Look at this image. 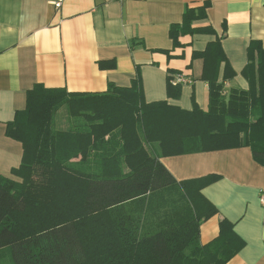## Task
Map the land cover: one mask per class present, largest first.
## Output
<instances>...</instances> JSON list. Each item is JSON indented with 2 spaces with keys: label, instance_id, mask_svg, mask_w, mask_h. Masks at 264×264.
I'll return each mask as SVG.
<instances>
[{
  "label": "trees",
  "instance_id": "obj_1",
  "mask_svg": "<svg viewBox=\"0 0 264 264\" xmlns=\"http://www.w3.org/2000/svg\"><path fill=\"white\" fill-rule=\"evenodd\" d=\"M207 8L186 7L170 28L174 47L186 34H215L193 27ZM193 57L204 61L205 111L147 103L140 76L99 93L42 84L27 92L26 108L6 129L23 157L14 179L0 176V264H228L244 249L227 219L215 239L201 242L202 225L219 213L203 190L220 177L178 181L161 159L249 148L264 167V47L248 48V90L226 88L236 74L220 40ZM167 93L181 96L171 76Z\"/></svg>",
  "mask_w": 264,
  "mask_h": 264
},
{
  "label": "crops",
  "instance_id": "obj_2",
  "mask_svg": "<svg viewBox=\"0 0 264 264\" xmlns=\"http://www.w3.org/2000/svg\"><path fill=\"white\" fill-rule=\"evenodd\" d=\"M0 0V176L12 178L23 157L21 143L7 137V125L26 108L36 84L69 92H105L110 83L130 87L140 76L147 103L164 102L192 111L208 108L204 61L194 59L220 40L235 72L226 88L248 90L242 76L252 41L264 47V0ZM208 4L207 18L194 28H211L180 38L174 47L172 25L183 22L186 7ZM226 64H221L222 81ZM173 71L174 74L169 73ZM169 76L181 96L168 98ZM164 166L178 181L219 176L203 195L219 213L201 227V242L219 234L227 219L245 241L228 264H264V167L249 148L166 157Z\"/></svg>",
  "mask_w": 264,
  "mask_h": 264
},
{
  "label": "rangeland",
  "instance_id": "obj_3",
  "mask_svg": "<svg viewBox=\"0 0 264 264\" xmlns=\"http://www.w3.org/2000/svg\"><path fill=\"white\" fill-rule=\"evenodd\" d=\"M66 115H67L66 107L61 108L60 111L58 112L57 123H60V125H61V122H62V124H63L66 120ZM55 123H56V120H55ZM54 126H55V128H58L57 124H55Z\"/></svg>",
  "mask_w": 264,
  "mask_h": 264
},
{
  "label": "built area",
  "instance_id": "obj_4",
  "mask_svg": "<svg viewBox=\"0 0 264 264\" xmlns=\"http://www.w3.org/2000/svg\"><path fill=\"white\" fill-rule=\"evenodd\" d=\"M63 1L64 0H57V1L54 2V4H55L57 9L61 8ZM119 1H122V0H119ZM186 82L187 81L183 77H180L179 80H178V83H186ZM262 201L264 202V199H262Z\"/></svg>",
  "mask_w": 264,
  "mask_h": 264
}]
</instances>
